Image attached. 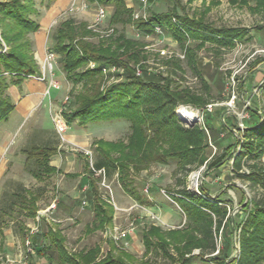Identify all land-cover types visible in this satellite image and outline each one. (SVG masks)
Masks as SVG:
<instances>
[{
    "label": "rangeland",
    "instance_id": "obj_1",
    "mask_svg": "<svg viewBox=\"0 0 264 264\" xmlns=\"http://www.w3.org/2000/svg\"><path fill=\"white\" fill-rule=\"evenodd\" d=\"M89 2L91 1L78 0L80 7ZM125 2L129 8H133L134 15L138 14L140 17L149 16L150 11L172 13L174 10L180 17L203 21L217 29H244L249 32L248 40H238L234 47H220L211 42L199 45L193 40L187 41L182 47L170 36L156 32L154 35L143 37L133 25H113L111 17L114 6L111 5L91 2L93 5H90L87 11L72 13V0H57L51 5H48L47 0H36L35 9L39 14H32L33 19L39 21L40 16L46 14L50 7H57V16L46 32L49 42L53 43L54 31L61 22L73 19L77 24H85L90 29L94 25L98 6L105 7L106 20L90 29L94 34L92 41L97 43L109 40L118 36V33H123L130 39L143 42V55L146 59L142 61V66L145 69L152 74L171 79L173 88L188 89L194 96L206 101L207 104L201 107L181 105L176 112L179 118V112L186 109L199 117L198 125L208 124L218 129L217 141L215 143L213 140L208 149L211 160L209 166L192 172L186 185L193 192L198 193L199 189L203 188L213 199L221 197L224 200L233 219V235L229 241L223 237V243L220 236L217 244L223 249L222 246L226 247L230 242V260L235 259L240 246L238 225L246 217L243 207L251 199H264L263 188L253 186L233 171V158L240 148L238 143L244 139L243 130L240 128L242 114L248 115V118L243 120L244 130L258 121L259 117H255L254 111H258L261 121H264V84L261 83L262 80H257L258 84L252 82L258 69L264 66V10L259 7L257 0H156L154 5H145L141 0L142 6L139 0ZM174 21L181 23L176 18ZM111 30L113 32L109 34ZM0 40L2 41L1 28ZM2 45L3 50L0 48V51L8 53L9 45L5 42H2ZM47 51H52V46H47ZM191 53L195 57V69L190 65ZM60 63L59 57L54 66V73L59 69L64 80L62 83L57 82L59 89H56L57 95L54 99L50 100L51 107L46 118L43 112L35 118H21L20 113H13L8 120L0 124L5 133L0 138L8 137L7 133L12 134L2 158L4 169H0V264H24L25 261L27 264H48L45 257L37 255L34 236L30 235L31 228L38 227L40 233L47 230L46 226L61 231L65 238L64 245L72 254L100 247V259L109 252L116 255L122 252L136 261L151 260L154 264H171L161 252L157 253L155 249L147 252L142 234L151 225L164 231L185 227L186 218L172 199L173 195L183 188V178L181 174H177L176 163L151 164L139 173H135L133 169L129 170L131 176L124 181L127 187L136 191L140 200L132 197L124 187L118 170L110 175L107 173L105 186L101 184V179L93 174L99 196L107 211L110 206L114 208L113 222L103 229H96L90 191L84 193L78 187L80 179L74 174L81 173L84 169L91 170L93 165L103 159L102 152L115 162L116 159L122 160L125 151L119 148L122 145L129 147L131 128L130 124L123 120L85 125L77 121L68 123L63 114L69 129L63 136L59 135L53 117L61 110L66 109L68 112L73 106L74 95L84 91L82 84L74 86L67 81L60 69ZM88 67H91L90 64ZM2 71L4 72L2 69L0 75L5 76L12 86V77L15 76L6 72L2 74ZM139 71L141 72L140 69L137 70V75L141 74ZM35 78L40 80V76ZM104 79L105 86L120 81V78L112 73H104ZM50 91L52 94L54 90ZM49 94L45 93L46 100L50 98ZM233 94L237 97L235 107L229 108L225 103ZM4 96H9L8 89ZM209 104H217L211 113L206 111ZM44 119H51L52 123L48 121L44 125ZM182 123L185 125L183 121ZM227 124L232 131L225 127ZM1 145L3 146V142ZM233 145H236L237 149H230ZM34 146L59 148L57 158L53 157L51 160L57 171L47 173L38 169L39 164L35 160L28 159L27 151ZM218 163L221 164L212 169ZM255 166L264 169V157L248 158L239 173L250 171ZM57 200L59 203L56 209L49 210ZM33 201L38 209L35 216L30 213ZM84 201L86 205H83ZM131 223H134L135 230L130 231L129 238L125 241L116 240V229L130 230ZM28 239L34 245L32 258L25 248V241ZM172 253L174 254L173 251ZM194 254L198 255L199 251H194ZM209 260L208 257L204 260L195 259L189 264H211Z\"/></svg>",
    "mask_w": 264,
    "mask_h": 264
},
{
    "label": "trees",
    "instance_id": "obj_2",
    "mask_svg": "<svg viewBox=\"0 0 264 264\" xmlns=\"http://www.w3.org/2000/svg\"><path fill=\"white\" fill-rule=\"evenodd\" d=\"M56 1L47 0L48 5ZM90 1L114 6L111 17L113 25H133L143 37L154 35L155 29L159 27L164 36L172 37L182 47L189 40L199 45L211 42L220 47H234L238 40H248L249 32L244 29H217L203 21L180 17L174 10L172 13L150 11L149 16L135 20L133 8H129L125 0ZM147 2L154 5L156 0ZM257 2L264 10V0ZM139 3L142 6L141 0ZM35 4L36 0H0V48L3 50L2 42L9 45L8 53L0 51V69L15 76L12 77L11 85H18L26 77L36 75L39 70L29 37L40 28L38 21L32 17V14H39ZM175 18L181 23L177 24ZM118 34L96 43L91 40L94 34L87 25L77 24L69 19L61 22L53 35L52 51L61 58L60 69L67 81L74 86L82 84L84 88L82 93L74 95L73 106L68 112L66 109L63 111L67 122L77 121L85 125L123 120L130 124L129 147L122 145L119 148L125 151L124 158L116 159V163L102 152L103 159L93 165L92 169H105L108 175L118 170L124 187L132 197L140 200L136 191L127 187L124 181L131 176L129 170L139 173L151 164L167 165L175 162L177 174H181L183 178V188L172 199L184 214L186 224L182 229L166 231L151 225L142 234L147 252L153 249L157 253L161 252L171 264H189L195 259L204 260L206 257L211 264H264V199H251L243 207L246 217L238 225L240 246L237 257L230 260V242L226 247L222 246L219 254L213 256L218 249L219 237L221 236V243L223 237L228 241L232 237L233 219L221 197L213 199L203 188L198 193L193 192L188 189L186 182L192 172L209 166L211 160L208 149L213 140L216 143L218 129L208 124L186 127L176 113L181 105L201 107L207 103L188 89L173 88L171 79L150 73L142 66V61L146 59L143 55L145 44L130 39L123 33ZM189 57L190 65L195 69L194 54L191 53ZM90 63H94L96 67L89 68ZM111 67L123 69V73H116L120 78L119 82L105 86L103 69ZM139 69L141 74L137 75ZM9 86L6 77L1 76L0 122L6 121L14 110L9 98L4 96ZM206 89L210 90L207 85ZM254 112L259 119L243 130L244 139L238 143L240 148L233 158V171L253 186L264 189V169L255 166L250 171L239 173L248 158L264 157V121H261L258 111ZM225 127L232 131L228 124ZM233 148L237 149V146L230 147ZM56 154V149L32 148L27 151L28 159L35 160L39 164L38 169L47 173L57 171L50 166V159ZM88 172L93 175L91 170ZM89 191L95 214L94 223L97 224L94 226L96 229H103L113 222L114 208L110 206V212L107 211L94 177ZM35 204L33 201L31 216L37 214ZM46 228V231L34 236L33 241L37 255L45 257L48 264H154L151 260L136 261L122 252L118 255L109 252L100 259V247L72 254L64 245L65 238L61 231L49 226ZM196 250L199 251L198 255L194 254ZM29 257L32 258L33 255Z\"/></svg>",
    "mask_w": 264,
    "mask_h": 264
},
{
    "label": "crops",
    "instance_id": "obj_3",
    "mask_svg": "<svg viewBox=\"0 0 264 264\" xmlns=\"http://www.w3.org/2000/svg\"><path fill=\"white\" fill-rule=\"evenodd\" d=\"M56 8L57 7H55V6L50 7V9L47 11L46 14L40 16L39 21H38V23L40 25L39 30L35 33L30 34V36H29L30 40L32 42V45H33L34 58H35L38 66H39L38 73L34 76L26 77L18 85H12L8 88V95L11 98L9 96L7 98H9V100L11 101V103L14 106V110L11 114H13V113L19 114L20 113L21 118L22 117L26 118L29 116H32L33 118H35L36 116H38V114H41V112H43L42 114L46 118L47 111L49 112L50 107H51L50 100L54 99V97L57 95L56 89H59V87L56 89L55 88L52 89V90H54L53 91L54 94H53V92L51 94V91H50V94H49L50 98L48 100H46L45 93H47L48 89H49V82H50V78H51L50 73L47 72L45 74L46 75L45 81H42L41 79L38 81L35 78L36 76H40V78L43 77V73H44L43 66L45 63L47 46L53 45V43L49 42L50 40L47 38L46 32H47V29L50 27L53 19L57 16ZM92 18H93V16H92ZM56 72H57V74H55ZM55 73H54V79L56 80V82L62 83L64 80V76L59 73V69H56ZM257 80L258 81L262 80L261 83L264 84V66H262L258 69L256 74L254 75V79L252 80V82L256 83V82H258ZM258 83H256V84H258ZM43 121H44V125L48 121H50L52 123L51 119H49V120L44 119ZM1 123L2 122H0V124ZM2 134L4 135L5 133H3V131L1 130V125H0V137L2 136ZM7 135H8V137H6V138L5 137L0 138L1 139L0 144L3 142V146L2 145L0 146V169H4V165L2 163L3 162L2 158L4 157L3 155H5V150H6L7 145L9 144V141L12 137L11 132L7 133ZM38 147L41 149L42 148H44V149H48V148L56 149L57 154L53 156L55 158H57V156L59 154L58 153L59 148H57V147L34 146L33 148H38ZM52 158L50 159V166L55 167L56 165L53 166L51 163ZM66 174H68V173H66ZM74 176L76 178L80 179L78 182V187H80L84 193H87L90 190V183H91V180H93V177L85 169L81 173L74 174ZM56 202L58 205L59 201L57 200ZM33 229H37L38 231L37 232L35 231L34 233H32ZM38 232H39L38 227L31 228L30 235L36 236ZM26 241H25V243H26ZM30 255H31V253L29 254V256Z\"/></svg>",
    "mask_w": 264,
    "mask_h": 264
},
{
    "label": "built area",
    "instance_id": "obj_4",
    "mask_svg": "<svg viewBox=\"0 0 264 264\" xmlns=\"http://www.w3.org/2000/svg\"><path fill=\"white\" fill-rule=\"evenodd\" d=\"M143 3L146 5H148V2L146 0H143ZM90 5H93V3L89 2V3H84L81 7L79 6L78 4V0H72V5H71V8H70V11L72 13H75V12H79V11H87V9L89 8ZM97 5V4H96ZM71 13V14H72ZM135 19H138L140 17V15L138 14H135ZM142 17H146V16H142ZM107 18V8L105 7H101V6H98L97 8V12H96V15H95V20H94V25L90 27V29H94L95 26L97 25H100L101 23H103ZM96 31V29H95ZM155 31L158 33V34H161L163 35L162 33V30L161 28L157 27L155 29ZM111 34L113 32V30L109 31ZM183 57V56H182ZM59 56L54 53L53 51H47L46 52V57H45V63H44V66H43V77L39 78L41 79L42 81H45L46 80V73L49 72L50 73V82H49V89H48V93H50V90L51 89H56L59 87L58 83L55 81L54 79V66L57 64V60H58ZM90 68L91 69H94L96 67V65L94 63H90ZM103 72L104 73H112L113 75H115L116 73H121V69H117L116 67H111V68H108V69H103ZM141 72L139 71V74ZM233 82H234V79H233ZM236 95L233 94L229 101L227 103H225L229 108H234L235 107V100H236ZM217 104H209L207 105L206 107V111L207 112H213L215 107H216ZM63 111L64 110H61L59 111L58 113L55 114V116L53 117V122L55 124V128L58 132L59 135L63 136L64 134L67 133L69 127H68V124L65 122V119H64V116H63ZM248 118V115H245V114H242V117L240 118L241 120V123H240V128L243 129V120ZM91 171L93 172V174H95L97 177H99L101 179V184L102 185H106V176H107V172L105 169H91ZM83 205H86V201L83 202ZM57 207V202L55 201L51 207L49 208V210H55ZM135 230V225L134 223H131L130 225V230H126V231H120L118 229H116V232L118 233V237L116 240H127L129 238V236L131 235L130 231H134ZM37 232L38 230L37 229H33L32 233L34 232ZM221 240V239H220ZM25 248L27 249V252H28V255L32 252L33 250V244L32 242L30 241V239H28L25 243ZM221 249V246L218 245V249L217 251L213 254L214 255H217L219 254V251ZM239 252V250H238ZM237 257V256H236ZM27 258V257H26ZM24 264H27V262L25 261Z\"/></svg>",
    "mask_w": 264,
    "mask_h": 264
},
{
    "label": "bare ground",
    "instance_id": "obj_5",
    "mask_svg": "<svg viewBox=\"0 0 264 264\" xmlns=\"http://www.w3.org/2000/svg\"><path fill=\"white\" fill-rule=\"evenodd\" d=\"M179 113L182 119L185 120L188 124H191L195 121H199V117L196 114L191 113L190 111L186 109L181 110V112Z\"/></svg>",
    "mask_w": 264,
    "mask_h": 264
},
{
    "label": "water",
    "instance_id": "obj_6",
    "mask_svg": "<svg viewBox=\"0 0 264 264\" xmlns=\"http://www.w3.org/2000/svg\"><path fill=\"white\" fill-rule=\"evenodd\" d=\"M180 119L185 123V126L186 127H194L195 125H198V123H199V121H195V122H193V123H191V124H188L185 120H183L181 117H180Z\"/></svg>",
    "mask_w": 264,
    "mask_h": 264
}]
</instances>
